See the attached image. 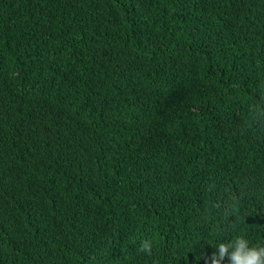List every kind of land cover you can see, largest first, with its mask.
Wrapping results in <instances>:
<instances>
[{
  "label": "trees",
  "instance_id": "1",
  "mask_svg": "<svg viewBox=\"0 0 264 264\" xmlns=\"http://www.w3.org/2000/svg\"><path fill=\"white\" fill-rule=\"evenodd\" d=\"M241 232L264 0H0V264H205Z\"/></svg>",
  "mask_w": 264,
  "mask_h": 264
},
{
  "label": "clouds",
  "instance_id": "2",
  "mask_svg": "<svg viewBox=\"0 0 264 264\" xmlns=\"http://www.w3.org/2000/svg\"><path fill=\"white\" fill-rule=\"evenodd\" d=\"M211 246L215 251L203 254L205 264H264V242L253 243L243 232L233 238L218 237ZM153 247L151 239L140 243V251L146 255H152Z\"/></svg>",
  "mask_w": 264,
  "mask_h": 264
}]
</instances>
